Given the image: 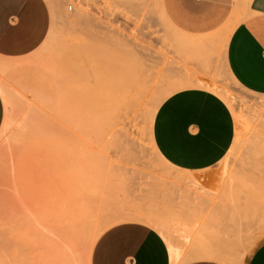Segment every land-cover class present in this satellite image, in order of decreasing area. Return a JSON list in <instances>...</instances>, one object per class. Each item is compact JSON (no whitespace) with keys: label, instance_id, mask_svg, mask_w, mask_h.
I'll return each instance as SVG.
<instances>
[{"label":"rangeland","instance_id":"374dc122","mask_svg":"<svg viewBox=\"0 0 264 264\" xmlns=\"http://www.w3.org/2000/svg\"><path fill=\"white\" fill-rule=\"evenodd\" d=\"M247 1L211 14L174 7L196 0L37 1L0 52V264H88L123 221L154 227L179 249L175 264L198 249L237 263L264 239V95L223 62ZM190 86L220 95L236 125L226 155L195 172L151 137L160 103Z\"/></svg>","mask_w":264,"mask_h":264},{"label":"crops","instance_id":"0c3cea01","mask_svg":"<svg viewBox=\"0 0 264 264\" xmlns=\"http://www.w3.org/2000/svg\"><path fill=\"white\" fill-rule=\"evenodd\" d=\"M37 1L0 0V52L9 50L20 28L30 23L40 7ZM220 4V0H196L174 7H207L204 13L211 14L209 8L217 10ZM223 62L237 84L264 95V0L247 1L244 19L234 26L226 41ZM2 118L0 97V125ZM235 135L234 115L226 101L200 86L184 87L168 95L156 110L151 127L152 142L161 158L188 172L216 165L232 147ZM69 201H77L75 194ZM235 234L240 235V231ZM200 252L213 257H196ZM192 257L196 259L183 264H264V239L237 263L225 261L210 249H198ZM88 264L172 263L168 245L154 227L142 221H123L101 232L91 248Z\"/></svg>","mask_w":264,"mask_h":264},{"label":"bare ground","instance_id":"6f19581e","mask_svg":"<svg viewBox=\"0 0 264 264\" xmlns=\"http://www.w3.org/2000/svg\"><path fill=\"white\" fill-rule=\"evenodd\" d=\"M132 215V214H131ZM134 215V214H133ZM127 216V215H126ZM131 217V216H130ZM132 217H135V218H141V215H139V214H136V215H134V216H132ZM133 219V218H132ZM142 219V218H141ZM143 219H144V217H143ZM167 245H168V250H169V254H170V259H171V263L172 264H175L176 263V260L178 259V256L180 255L179 253L180 252H178L179 251V249H177V248H174L173 246L174 245H172L171 243H168L167 242ZM201 253V252H200ZM208 254H210V255H208ZM198 255H201V254H197L196 256L197 257H200V256H198ZM202 256H206V254H202L201 255V257ZM213 257V255H211V253H207V256L206 257Z\"/></svg>","mask_w":264,"mask_h":264},{"label":"built area","instance_id":"2783aa9c","mask_svg":"<svg viewBox=\"0 0 264 264\" xmlns=\"http://www.w3.org/2000/svg\"><path fill=\"white\" fill-rule=\"evenodd\" d=\"M68 9H71V6H68Z\"/></svg>","mask_w":264,"mask_h":264}]
</instances>
